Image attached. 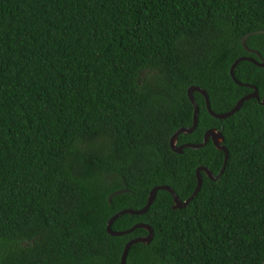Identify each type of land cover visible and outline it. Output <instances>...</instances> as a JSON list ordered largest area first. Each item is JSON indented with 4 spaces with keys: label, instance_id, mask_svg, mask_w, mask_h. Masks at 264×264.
<instances>
[{
    "label": "trees",
    "instance_id": "16d2710c",
    "mask_svg": "<svg viewBox=\"0 0 264 264\" xmlns=\"http://www.w3.org/2000/svg\"><path fill=\"white\" fill-rule=\"evenodd\" d=\"M253 52L264 56V0H0V264H119L146 231L108 235L113 214L158 185L184 201L197 167L222 165L209 140L169 148L191 125L186 89L229 111L252 91L229 67ZM233 77L258 99L216 119L192 92L196 126L176 137L218 130L221 175L199 172L180 209L157 190L144 213L114 219L112 231L152 230L125 264H264V67L242 60Z\"/></svg>",
    "mask_w": 264,
    "mask_h": 264
},
{
    "label": "water",
    "instance_id": "95a60500",
    "mask_svg": "<svg viewBox=\"0 0 264 264\" xmlns=\"http://www.w3.org/2000/svg\"><path fill=\"white\" fill-rule=\"evenodd\" d=\"M247 37V35H245L242 39H241V45L243 47V49L246 51V52H252V51H249L245 45H244V40L245 38ZM257 57H259V61H255L253 58H250V57H239L237 59H235L232 64L230 65L229 67V71H228V74L231 78V80L239 85V86H246V87H249L251 88V92L250 93H247L245 95H243L242 97H240L234 104V106L227 112L225 113H214L210 110L209 108V104H208V101H207V96H206V93L203 89L199 88V87H196V86H189L187 89H186V96L189 100V102L191 103L192 105V120H191V125L189 127H182V128H178L174 131V133L169 137L168 139V145H169V148L172 152L174 153H181V150L183 148H190V149H197V148H200L202 147L208 140L212 143V145L217 149V150H220L222 151L223 153V161H222V165L220 167V169L218 170V172L216 173V175H213L211 173V171H209L207 168L203 167V166H199L195 169V180H196V183H195V187L192 191V193L188 196L187 199H185L184 201H181L177 198V196L174 194V192L172 191V189L166 185H158V186H154L150 189L149 193H148V196H147V200H146V203L145 205L138 209V210H131V209H122L120 211H118L117 213L113 214L107 221H106V224H105V232L110 235V236H121V235H124V234H127L129 232H131L133 229L135 228H142L146 231V235L145 236H141V237H134V238H131L129 239L128 241H126V243L123 245V248H122V251H121V254H120V258H119V264H125V257H126V254H127V251L129 249V247L135 243H148L150 240H151V237H152V230L150 229L149 226L145 225V224H141V223H136L134 224L132 227H130L129 229L127 230H123V231H112L110 229V225L112 223V221L114 219H116L118 216L122 215V214H134V215H138V214H142L146 211V209L148 208V206L152 203L154 197H155V193L157 190H164V191H167L170 195H171V198H172V202H173V205H172V208L174 209H180L184 206H186V204L192 199V197L195 195V193L199 190L200 188V185H201V179H200V175H199V172H203L206 177L210 180H215L217 179L223 169H224V166H225V162H226V159H227V151L225 149V147L222 145V135L220 134V132L216 129H208L207 131H205L202 135V139H201V142L200 143H197V144H191V143H184V144H181V145H176V137L179 135V134H185V133H190L196 126V122H197V106L194 102V99L192 97V92H197L199 93L202 97H203V100H204V105H205V109L207 111V113L216 118V119H224L226 117H229L230 115H232L234 112H236L243 101L249 99V98H253V99H258V96H257V91L255 89L254 86H251V85H248V84H241L239 82H237L234 77H233V69H234V66L239 62V61H242V60H246V61H249V62H252L254 65L256 66H259V67H264V56L263 57H260L258 55L257 52H253ZM262 103V101L260 102ZM123 191L122 190H118V191H115L113 193H111L108 197H107V201L109 202L110 198L116 194H120L122 193Z\"/></svg>",
    "mask_w": 264,
    "mask_h": 264
},
{
    "label": "flooded vegetation",
    "instance_id": "af4514ba",
    "mask_svg": "<svg viewBox=\"0 0 264 264\" xmlns=\"http://www.w3.org/2000/svg\"><path fill=\"white\" fill-rule=\"evenodd\" d=\"M257 57V56H256ZM259 57H257V59H258ZM259 60V59H258Z\"/></svg>",
    "mask_w": 264,
    "mask_h": 264
}]
</instances>
